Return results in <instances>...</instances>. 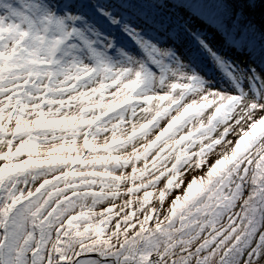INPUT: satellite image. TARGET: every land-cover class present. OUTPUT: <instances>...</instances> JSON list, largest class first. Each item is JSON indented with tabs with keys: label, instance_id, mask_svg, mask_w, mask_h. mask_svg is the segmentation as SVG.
<instances>
[{
	"label": "snow or ice",
	"instance_id": "1",
	"mask_svg": "<svg viewBox=\"0 0 264 264\" xmlns=\"http://www.w3.org/2000/svg\"><path fill=\"white\" fill-rule=\"evenodd\" d=\"M264 0H0V264H264Z\"/></svg>",
	"mask_w": 264,
	"mask_h": 264
},
{
	"label": "rangeland",
	"instance_id": "2",
	"mask_svg": "<svg viewBox=\"0 0 264 264\" xmlns=\"http://www.w3.org/2000/svg\"><path fill=\"white\" fill-rule=\"evenodd\" d=\"M252 15L256 21L259 22L261 18L264 17V4L258 3L252 12Z\"/></svg>",
	"mask_w": 264,
	"mask_h": 264
}]
</instances>
